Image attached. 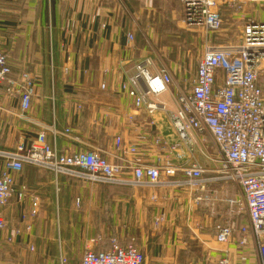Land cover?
<instances>
[{
  "label": "crops",
  "instance_id": "0c3cea01",
  "mask_svg": "<svg viewBox=\"0 0 264 264\" xmlns=\"http://www.w3.org/2000/svg\"><path fill=\"white\" fill-rule=\"evenodd\" d=\"M181 15V0H0V45L7 52L12 77L27 70L36 80L33 105L24 118L17 115L20 100L9 93L10 84H0L1 147L29 141L41 127L55 125L59 130L71 127L81 137L80 145H93L112 160L113 141L120 134L140 145L138 162H174L171 146L179 140L171 122L177 107L175 93L196 69L188 71L184 61L167 65L161 56L168 48L166 37H174L175 29H185ZM185 30L184 44L186 38L187 44L194 43V34ZM148 56L157 66L170 68L174 79L163 95L166 107L153 114L138 109L120 89ZM48 133L52 142L53 135ZM144 133L160 136L161 143L152 145L142 138ZM194 137L197 143L183 144V150L187 161L200 163L197 153L204 155L213 142L204 146L199 135ZM56 145L70 152L79 147L63 134ZM200 164L209 167L210 163ZM17 184L37 194L41 204L30 232L19 218L21 210L30 206L29 200L0 210L8 222L0 239V264H81L85 240L94 236L102 237L96 248L108 247L112 236L121 242L135 237L145 255L143 264H216L220 256L236 264H261L252 235L243 248L217 242L214 225L220 217L214 213V204L202 207L194 202L196 191L188 185H91L32 165H25L17 175ZM226 186L242 203L241 190ZM240 211L237 224L248 220L246 207L240 205ZM159 218L163 220L156 223ZM10 234L16 243L7 242Z\"/></svg>",
  "mask_w": 264,
  "mask_h": 264
},
{
  "label": "built area",
  "instance_id": "2783aa9c",
  "mask_svg": "<svg viewBox=\"0 0 264 264\" xmlns=\"http://www.w3.org/2000/svg\"><path fill=\"white\" fill-rule=\"evenodd\" d=\"M181 5L187 31L201 30L208 40L223 29L227 12L238 9L239 0H181ZM128 37L130 42L134 41L132 32ZM12 74L7 52L0 45V84H10L9 93L16 94L20 100L17 115L24 118L36 95L35 76L27 70L16 78ZM173 82L171 69L157 66L148 56L136 65L134 74L124 80L120 89L138 109L153 114L166 107L158 96L169 92ZM106 87L101 85L102 89ZM175 96L177 107L171 122L179 140L171 146L174 162L161 159L156 163L138 162L140 145L125 141L120 134L113 141L114 151L110 153L115 159L112 160L93 145H80L82 139L71 127L59 130L55 125L41 127L34 138L18 141L10 148H3L0 143V210L29 200L30 206L21 210L19 218L25 231L33 229L41 200L37 194H30L27 186L17 184V175L25 170V165L50 170L56 177L61 174L78 178L91 185H188L196 191L194 202L202 207L214 204V213L220 217L214 225L217 242L221 245L232 242L243 248L252 235L260 262L264 264V18L244 21L238 40L218 45L207 43L195 74L183 81ZM129 119L133 121L132 116ZM48 132L53 135L52 142ZM59 134L77 142L78 149L72 152L58 149ZM196 134L201 144L206 146L211 141L216 148L214 154L208 149L203 151L205 158L213 162L210 167L186 160L183 144L197 143ZM142 138L149 139L154 146L162 141L160 136L147 133ZM167 158L171 159L170 155ZM228 182L241 190L244 204L227 191ZM152 198L157 197L154 194ZM238 203L248 212L245 223L235 221L241 214ZM162 220L159 218L156 223ZM7 230V219L0 215V239ZM19 233L20 229L15 230L16 235ZM6 240L9 244L17 241L13 234L7 235ZM101 242V236L87 237L81 264H143L145 261L135 237L121 242L112 236L108 247L96 248ZM29 249L34 250V246L30 245ZM64 262L66 259L62 258ZM216 264L236 263L220 256Z\"/></svg>",
  "mask_w": 264,
  "mask_h": 264
},
{
  "label": "rangeland",
  "instance_id": "374dc122",
  "mask_svg": "<svg viewBox=\"0 0 264 264\" xmlns=\"http://www.w3.org/2000/svg\"><path fill=\"white\" fill-rule=\"evenodd\" d=\"M226 16L227 17L224 20L223 29L217 33H213L212 36L209 37L208 40H206L203 37L204 32L201 30H194L192 32L187 31L189 35L191 33L194 34L195 39L193 40L194 43H191L192 41L190 40L189 44H187L188 40L186 38V44H184L183 31H186L185 30L186 27L185 29H175L174 37H166V40H165L166 43L164 44L168 46V48H167L166 53L164 52L165 56L163 55L161 56L163 62L169 65V64H173L174 62L181 63V61H184L185 67L187 68L188 71H190L191 69L195 70L198 66V60L200 56L203 54L207 43L212 44V45H218V44H224L226 42L238 40V37L240 36V31L242 29V25L244 21H248L249 19H253V18L254 19L264 18V1L263 0H239L238 9L237 8L232 9V12H227ZM160 48L161 46L157 45L156 49L160 50ZM184 52H185V55L183 56L182 53ZM161 54L162 53H160V55ZM183 70H184V67H183ZM163 95L164 94L158 96L159 97L158 99L163 100V98L165 97ZM208 150L212 154H214L216 148L215 146H213V144H210ZM196 156L200 160H202L200 163L208 162V164L210 163L209 167L213 165L212 162L207 160L203 154L197 153ZM226 184H229V182ZM234 185L237 186L236 184ZM240 203H238L239 207H240ZM220 205H222V203H220ZM220 208H222V206H220ZM238 216L235 217V220L238 218Z\"/></svg>",
  "mask_w": 264,
  "mask_h": 264
},
{
  "label": "bare ground",
  "instance_id": "6f19581e",
  "mask_svg": "<svg viewBox=\"0 0 264 264\" xmlns=\"http://www.w3.org/2000/svg\"><path fill=\"white\" fill-rule=\"evenodd\" d=\"M102 84H106V83H102ZM102 84H101V85H102ZM106 86H107V85H106ZM159 102H162V101L159 100ZM163 103H164V100H163Z\"/></svg>",
  "mask_w": 264,
  "mask_h": 264
}]
</instances>
